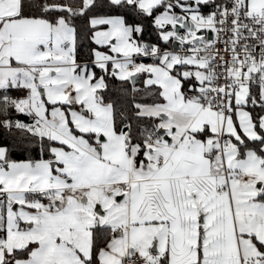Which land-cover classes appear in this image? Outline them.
<instances>
[{
  "label": "snow or ice",
  "instance_id": "6c2138e0",
  "mask_svg": "<svg viewBox=\"0 0 264 264\" xmlns=\"http://www.w3.org/2000/svg\"><path fill=\"white\" fill-rule=\"evenodd\" d=\"M0 264H264V0H0Z\"/></svg>",
  "mask_w": 264,
  "mask_h": 264
}]
</instances>
